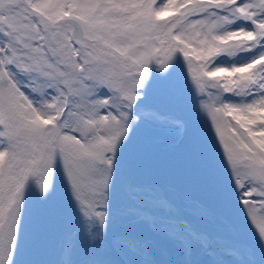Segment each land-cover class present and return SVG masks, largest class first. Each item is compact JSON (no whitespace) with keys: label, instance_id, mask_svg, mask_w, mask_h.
I'll list each match as a JSON object with an SVG mask.
<instances>
[{"label":"snow or ice","instance_id":"6c2138e0","mask_svg":"<svg viewBox=\"0 0 264 264\" xmlns=\"http://www.w3.org/2000/svg\"><path fill=\"white\" fill-rule=\"evenodd\" d=\"M153 66L169 107L142 103ZM145 125L182 138L209 204L129 179ZM121 191L179 248L159 264H196L197 247L264 264V0H0V264H109Z\"/></svg>","mask_w":264,"mask_h":264},{"label":"rangeland","instance_id":"374dc122","mask_svg":"<svg viewBox=\"0 0 264 264\" xmlns=\"http://www.w3.org/2000/svg\"><path fill=\"white\" fill-rule=\"evenodd\" d=\"M154 69L155 67L153 66L150 69L149 75L153 74ZM145 97L149 100L151 99V103H153L154 107H169L163 95H154L147 92ZM144 101L145 98L142 100V103H144ZM142 129L148 130L145 139L149 142L147 150L148 155H156L157 158L158 155L161 154L168 160V157H171L173 150H175L174 138L178 135L166 128H155L149 125L143 126L139 130V135L142 134ZM149 133L151 134L150 137ZM180 164L178 165L179 167L174 170L170 169V167L165 164L155 184H157L169 197L184 201L186 205H195V203L209 204L210 202L207 194L201 189L195 178H190L184 172ZM129 204L130 202L125 201V195L120 194L118 197L119 210L113 217L111 234L108 239L110 243H107V248L103 250V255L109 261V264H137L138 261L144 259H154L158 262L178 259L179 248L175 242L168 239L170 247L169 251H167L162 246V240L167 238L163 237L159 232L154 231L153 225L143 221L133 222L131 218L125 214V209L128 208ZM188 211H192V209L189 208ZM192 219L194 223L199 222L196 217H192ZM178 231H182V229L179 228ZM119 236L145 240L150 247L151 256L144 257L130 246L122 247L117 245L116 238ZM83 251L88 254L91 250L87 249L86 245H83ZM154 251H159L161 253L159 256L153 258L152 252ZM165 251H167V255ZM168 252L174 255L175 258H172L171 255L168 256ZM194 256L196 257V264H210V257L203 255L198 247L194 248ZM34 259L38 262H43L47 259V254L41 251L34 256Z\"/></svg>","mask_w":264,"mask_h":264},{"label":"water","instance_id":"95a60500","mask_svg":"<svg viewBox=\"0 0 264 264\" xmlns=\"http://www.w3.org/2000/svg\"><path fill=\"white\" fill-rule=\"evenodd\" d=\"M181 63H182V58L177 57L173 63L172 70H174ZM165 79L166 77L164 76V74L158 72L157 76L152 81L148 82V84L152 88H158L164 90L166 88ZM184 148H185L184 145L180 146L182 153L184 152Z\"/></svg>","mask_w":264,"mask_h":264}]
</instances>
